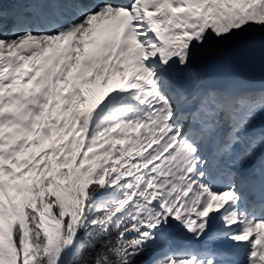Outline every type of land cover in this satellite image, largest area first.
<instances>
[{
  "label": "snow or ice",
  "instance_id": "1",
  "mask_svg": "<svg viewBox=\"0 0 264 264\" xmlns=\"http://www.w3.org/2000/svg\"><path fill=\"white\" fill-rule=\"evenodd\" d=\"M0 264H264V0H0Z\"/></svg>",
  "mask_w": 264,
  "mask_h": 264
}]
</instances>
